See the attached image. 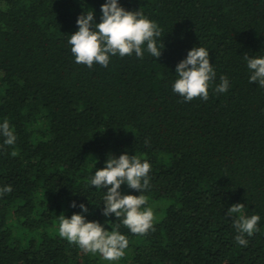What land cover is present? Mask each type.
I'll use <instances>...</instances> for the list:
<instances>
[{
  "label": "trees",
  "instance_id": "16d2710c",
  "mask_svg": "<svg viewBox=\"0 0 264 264\" xmlns=\"http://www.w3.org/2000/svg\"><path fill=\"white\" fill-rule=\"evenodd\" d=\"M104 2L0 0V121L17 136L0 138V187L12 186L0 196V264H109L58 235V216L80 211L72 201L126 235L116 264H264V89L242 57L264 51V0H120L157 23L162 54L88 68L67 40L84 10L99 22ZM199 44L216 78L206 101L185 102L171 84ZM221 76L229 89L215 93ZM125 151L149 161L147 206L160 204L143 235L105 217L107 189L89 187ZM235 203L261 218L247 247L226 215Z\"/></svg>",
  "mask_w": 264,
  "mask_h": 264
},
{
  "label": "clouds",
  "instance_id": "9594fccd",
  "mask_svg": "<svg viewBox=\"0 0 264 264\" xmlns=\"http://www.w3.org/2000/svg\"><path fill=\"white\" fill-rule=\"evenodd\" d=\"M100 11L102 14L99 22L94 9L84 10L77 18L78 30L69 35L67 40L75 63L88 68L94 63L107 67L110 58L117 55L125 57L135 54L138 59H143L147 52L156 59L161 56L164 44L160 39V28L140 9L130 11L121 6L120 0H105ZM242 57L248 82H255L258 88L264 89V51L252 56L245 53ZM175 77L171 89L185 102L197 97L206 101L209 86L216 78L209 50L201 44L190 49L186 57L176 65ZM229 86V79L221 76L213 91L224 93ZM0 138H3L4 146L16 143L17 136L7 119L0 121ZM150 169L148 160L125 151L119 157L110 153L105 166L95 169L89 177L91 189L93 186L96 189H107L103 191L101 202L103 215H114L133 234L143 235L153 227V210L147 206L144 194L150 185ZM121 185L137 190L139 195L122 193ZM11 191V185H4L0 187V196ZM70 206L79 207L80 211L73 212L70 217L63 213L58 216V235L75 244L84 253L98 254L109 264L118 261L128 247L126 235L117 229H106L99 221L89 220L86 215L88 207L84 203L77 205L76 201H72ZM243 209L242 203L232 204L226 215L233 217L236 243L247 247L249 240L246 237L258 231L257 225L261 218L257 214L245 215Z\"/></svg>",
  "mask_w": 264,
  "mask_h": 264
},
{
  "label": "rangeland",
  "instance_id": "374dc122",
  "mask_svg": "<svg viewBox=\"0 0 264 264\" xmlns=\"http://www.w3.org/2000/svg\"><path fill=\"white\" fill-rule=\"evenodd\" d=\"M159 207H160V204H159V203H156V204H155V207L152 208V210H153V214L155 213V210H157ZM114 264H116V262H114Z\"/></svg>",
  "mask_w": 264,
  "mask_h": 264
}]
</instances>
